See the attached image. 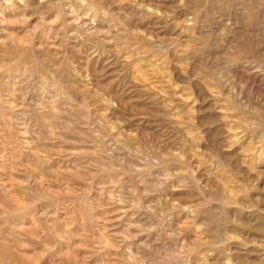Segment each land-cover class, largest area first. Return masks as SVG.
Here are the masks:
<instances>
[{"label":"rangeland","instance_id":"obj_1","mask_svg":"<svg viewBox=\"0 0 264 264\" xmlns=\"http://www.w3.org/2000/svg\"><path fill=\"white\" fill-rule=\"evenodd\" d=\"M0 264H264V0H0Z\"/></svg>","mask_w":264,"mask_h":264},{"label":"bare ground","instance_id":"obj_2","mask_svg":"<svg viewBox=\"0 0 264 264\" xmlns=\"http://www.w3.org/2000/svg\"><path fill=\"white\" fill-rule=\"evenodd\" d=\"M153 8V7H152ZM114 90V89H113Z\"/></svg>","mask_w":264,"mask_h":264}]
</instances>
